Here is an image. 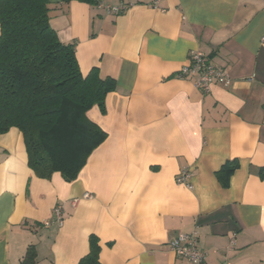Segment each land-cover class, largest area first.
<instances>
[{
    "label": "crops",
    "instance_id": "1",
    "mask_svg": "<svg viewBox=\"0 0 264 264\" xmlns=\"http://www.w3.org/2000/svg\"><path fill=\"white\" fill-rule=\"evenodd\" d=\"M49 3L81 73L115 80L104 111H87L106 137L65 181L33 173L18 129L0 135V264H78L91 235L99 264H191L169 247L191 231L204 264H264V0ZM196 50L229 85L177 76ZM56 206L61 224L46 225Z\"/></svg>",
    "mask_w": 264,
    "mask_h": 264
},
{
    "label": "trees",
    "instance_id": "2",
    "mask_svg": "<svg viewBox=\"0 0 264 264\" xmlns=\"http://www.w3.org/2000/svg\"><path fill=\"white\" fill-rule=\"evenodd\" d=\"M50 9L49 0H0V135L10 128L21 132L27 165L37 177L58 171L72 181L106 137L87 111L94 105L104 111L115 80L101 77L97 67L81 73L73 44L62 43L50 24ZM236 167L231 160L216 172L222 187ZM98 252L91 235L78 264H99Z\"/></svg>",
    "mask_w": 264,
    "mask_h": 264
},
{
    "label": "built area",
    "instance_id": "3",
    "mask_svg": "<svg viewBox=\"0 0 264 264\" xmlns=\"http://www.w3.org/2000/svg\"><path fill=\"white\" fill-rule=\"evenodd\" d=\"M98 7L104 8L108 13L119 14L126 9L125 4L118 5H103L98 4ZM177 76L179 78L191 77L194 85L203 93H207L213 84L229 85L231 82L228 74L214 66L208 59L207 55L200 51H192L189 55V60L184 64ZM190 177V172L187 169H182L176 176L175 180L179 184L188 185L187 180ZM62 208L56 206L53 210L54 217L51 221L45 224L62 222ZM169 247L178 256L187 259L191 264H204V252L198 247L197 234L194 231L187 233H179L170 242Z\"/></svg>",
    "mask_w": 264,
    "mask_h": 264
},
{
    "label": "rangeland",
    "instance_id": "4",
    "mask_svg": "<svg viewBox=\"0 0 264 264\" xmlns=\"http://www.w3.org/2000/svg\"><path fill=\"white\" fill-rule=\"evenodd\" d=\"M114 14V13H113Z\"/></svg>",
    "mask_w": 264,
    "mask_h": 264
}]
</instances>
